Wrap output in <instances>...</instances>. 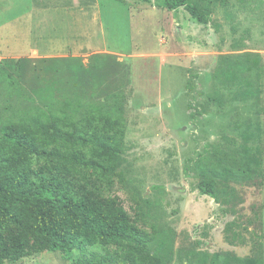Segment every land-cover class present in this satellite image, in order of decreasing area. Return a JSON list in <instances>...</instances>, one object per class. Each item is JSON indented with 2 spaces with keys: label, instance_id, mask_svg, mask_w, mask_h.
I'll return each mask as SVG.
<instances>
[{
  "label": "rangeland",
  "instance_id": "rangeland-1",
  "mask_svg": "<svg viewBox=\"0 0 264 264\" xmlns=\"http://www.w3.org/2000/svg\"><path fill=\"white\" fill-rule=\"evenodd\" d=\"M19 1L26 6L9 8ZM34 1L0 0V23H9L0 26V132L13 111L31 107L18 92L68 90L60 78L73 80L71 68L110 56L108 84L126 88L124 166L132 181L116 184V196L133 216L138 198L151 202L149 221L169 238L170 264H264V0H191L212 13L208 26L184 8H162L163 0H74L90 6V53L60 49L55 57L25 55L39 32ZM70 20L53 24L62 47ZM218 149L252 161L228 206L197 188L202 156ZM78 256L35 252L17 264H75Z\"/></svg>",
  "mask_w": 264,
  "mask_h": 264
},
{
  "label": "trees",
  "instance_id": "trees-1",
  "mask_svg": "<svg viewBox=\"0 0 264 264\" xmlns=\"http://www.w3.org/2000/svg\"><path fill=\"white\" fill-rule=\"evenodd\" d=\"M162 8H184L203 25L213 21L191 0H163ZM109 57H92L87 70L71 68L73 80L60 78L68 90L18 92L31 107L13 111L0 132V264L43 251L79 252L75 264L171 263L169 238L149 221L156 217L151 202L138 198L133 216L115 194L116 184L132 181L124 166L126 88L108 84ZM211 154L201 158L197 188L228 206L237 196L233 182L250 179L252 161L238 149Z\"/></svg>",
  "mask_w": 264,
  "mask_h": 264
},
{
  "label": "crops",
  "instance_id": "crops-1",
  "mask_svg": "<svg viewBox=\"0 0 264 264\" xmlns=\"http://www.w3.org/2000/svg\"><path fill=\"white\" fill-rule=\"evenodd\" d=\"M6 0H3L5 2ZM32 8L38 10L36 16L38 22L39 32L35 34L36 42L33 45L32 49L28 51L25 55H39L43 57H55L59 53L57 51H62L60 54L63 55V49L66 50L65 56H89L91 39H90V6L85 2H69L68 4L58 0H38L34 1ZM24 2L10 3L11 9H22L24 8ZM26 6V5H25ZM9 12V11H8ZM10 13V12H9ZM62 18L71 19L66 25L72 29V33L68 41H64V46L59 45L58 40L54 38L59 37L58 32L54 29L53 24L57 19L61 20ZM97 20L94 21V25H97ZM1 22V21H0ZM55 22V23H54ZM61 23V22H58ZM9 23L1 24L8 25ZM41 26H44V29H41ZM103 26V24H102ZM52 27V28H50ZM50 28V29H49ZM98 29V28H97ZM31 30L29 29V32ZM42 31V32H41ZM70 33V32H69ZM99 33V32H98ZM104 37V29L102 32ZM15 39V38H14ZM16 40V39H15ZM55 40V41H54ZM17 41V40H16ZM19 42V41H18ZM66 44V47H65ZM24 43L19 42L16 44L17 49L23 47ZM24 56L22 53L14 52L9 56L19 57Z\"/></svg>",
  "mask_w": 264,
  "mask_h": 264
}]
</instances>
